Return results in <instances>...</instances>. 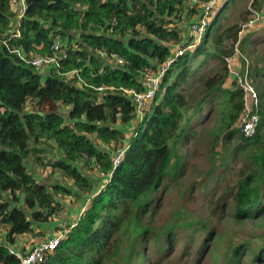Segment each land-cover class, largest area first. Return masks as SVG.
Wrapping results in <instances>:
<instances>
[{
  "label": "trees",
  "instance_id": "16d2710c",
  "mask_svg": "<svg viewBox=\"0 0 264 264\" xmlns=\"http://www.w3.org/2000/svg\"><path fill=\"white\" fill-rule=\"evenodd\" d=\"M27 4L17 36L10 27V0H0V264H21L9 245L19 243L23 235L38 234L37 227L62 209L60 195L91 200L42 264H157L181 241L182 254L173 264H191L212 249L219 240L213 234L223 233L212 223L198 221L194 227L173 220L153 225L162 199L157 195L184 170L175 157L174 142L190 139L186 125L201 114L218 113L216 132L210 133L214 147L220 138L237 137L244 155L234 184L232 180L225 189L214 184L220 194L212 200L210 218L227 212L231 201L238 221L264 217V93L257 130L247 137L240 125L245 89L231 78L227 65L238 41V50L245 53L252 50L247 46L264 42V28L240 36L250 11L229 22L225 4L218 5L202 41L190 49V26L205 10L192 0ZM57 38L75 44L62 72L77 70L90 86H79L77 76L41 73L13 52L17 48L27 57L49 55ZM179 48L185 52L177 56ZM112 54L123 63L108 60ZM169 58L174 59L172 66L151 109L127 136L135 107L132 97L119 88L143 91L142 75ZM254 71V76H264V52ZM100 86L116 89L99 93L94 87ZM62 105L71 106L67 115L60 112ZM126 145L121 164L97 189L80 162L108 174L117 149ZM31 156L42 167L50 166L51 174L58 172L73 183H51L49 177L36 175L27 162ZM182 226L194 227L185 240ZM221 264H264V238L260 243L232 244Z\"/></svg>",
  "mask_w": 264,
  "mask_h": 264
},
{
  "label": "rangeland",
  "instance_id": "374dc122",
  "mask_svg": "<svg viewBox=\"0 0 264 264\" xmlns=\"http://www.w3.org/2000/svg\"><path fill=\"white\" fill-rule=\"evenodd\" d=\"M233 1L221 0L219 4H225L224 10H228L229 22L240 20V15L247 10L251 12L249 21L256 17L260 18L253 25H246L244 27L240 35L241 38L246 34L254 33L264 28V0H259L258 4L254 3V0H237L236 3H233ZM236 44L235 47L241 50L240 41ZM246 48L252 50L247 53L235 51V54L229 57L231 67L238 68L240 78L243 81L245 80L246 71L253 70L252 79L258 92L262 94L264 93V76H254V70L256 63L262 58L264 42L262 44L247 46ZM244 61H246V64ZM249 81H246L245 85ZM230 82L232 80L227 83V86H230ZM152 104L153 101L148 104L144 116L151 109ZM209 109L210 107L206 106L205 110L208 111ZM60 112L63 115H67L69 108L66 105H62L60 106ZM192 112L193 110H190L188 113L191 115ZM217 117L218 113L214 114L213 117L211 114L206 117L204 114H201L195 117L191 121V124L186 125L189 130L185 132L191 134L190 139L178 138L174 142L175 157L179 165L182 164L184 166L183 173L173 180L166 191L157 195L159 197L162 196V199L158 206L157 220L153 221L154 226L173 220H177L179 223L187 221L189 224L207 221L223 230L222 235L213 234V238L219 239L216 245L204 252L201 257L192 260L191 264H221L232 244L237 243L239 240L260 243L264 238V217L254 221H238L234 215L233 201L230 202L227 212L221 211L214 219L210 218L213 213L212 200L217 199L220 194L219 189L213 188L214 184L217 183L221 189H225L226 185L231 184L232 180H234V184L244 159V155L237 148L239 143L237 137L232 140L220 138L216 147H214V136H210V133L216 132V127L219 123ZM141 120L139 121L138 118L133 120V123L127 129V136H131L134 128L142 122ZM44 146L48 148L47 145ZM28 159L27 162L31 167L30 169L36 175L42 178L49 177L51 183L63 181H66L68 184L73 183L72 180H64L58 172L51 174L52 168L50 166L42 167L40 163L35 162L32 156ZM80 164L83 172L94 180L97 189L104 186L107 180H104L105 176L98 172L97 167L92 166V164H86L85 161H81ZM211 186L215 189L214 191H211ZM59 198L63 202L62 209L47 223H44L43 226L37 227L38 234H28L19 237L18 242L20 244H25L29 247L47 239V237H51L52 233L56 235L59 232H65L68 226L71 227L79 219L90 203L85 197L75 198L69 195H60ZM196 226H199V224H196L194 227ZM194 227L182 226L180 228L183 231V240L186 238L185 235L192 232ZM212 243L214 244L215 242L212 241ZM183 247L184 243L182 241L173 245L172 251L161 257L157 264H173L181 256ZM155 257L158 258L159 256L155 255Z\"/></svg>",
  "mask_w": 264,
  "mask_h": 264
},
{
  "label": "built area",
  "instance_id": "2783aa9c",
  "mask_svg": "<svg viewBox=\"0 0 264 264\" xmlns=\"http://www.w3.org/2000/svg\"><path fill=\"white\" fill-rule=\"evenodd\" d=\"M193 1V0H192ZM194 0L192 3H196L200 7H204V14L195 20L190 26V34L193 38V44L189 45L188 48L192 49L196 44L200 43L207 31L208 24L211 20V15L214 13L216 7L220 4L221 0ZM201 3V4H200ZM196 5V6H197ZM10 6L13 11V18L10 22L11 32H14V35L19 36L20 32V22L26 14L28 9L27 0H10ZM255 19V20H254ZM244 25H253L260 18L256 17ZM115 23V21H114ZM75 44H69L57 38L52 45V53L49 55H35L27 57L20 49H13V52L17 53L24 61L30 64L33 68L40 71L41 73H58L60 75H65L68 78H73L74 76L78 77L79 86H90L85 79H83L77 70H71L67 72H62V67L64 62L69 57V50L71 46ZM236 51H239L236 49ZM185 52V49L179 48L176 51V55H182ZM101 56H107V53L100 51ZM108 60H115L117 63H123V60L118 58L115 54L109 56ZM172 58H169L165 63L161 64L157 70L146 71L142 75V82L144 85V90L139 91L136 88H124L120 87V91L127 93L132 97L134 103V113L136 118L139 121L143 118L145 110L150 102H152L158 92L162 88V81L167 74L168 70L173 63ZM227 65L233 79H237L240 87L245 89L244 97V109L242 112L240 125L242 127V132L248 137L255 134L257 130V124L260 119V109H261V97L258 92L252 76H250V71L247 70L245 74V80L243 81L240 78L239 71L237 67H231L230 58L227 60ZM251 78V80H250ZM250 80V81H249ZM247 84L245 85V82ZM99 93L104 91H115L114 86H100L94 87ZM143 121V119L141 120ZM133 133V131H132ZM127 134V132H126ZM132 135V134H131ZM129 136V135H128ZM128 149V145L121 146L117 149L116 154L113 157V169L108 173L104 174L99 172L101 175H106L107 178H111L113 175L114 169H116L122 162L123 157ZM90 201L91 198H88ZM75 225V223L73 224ZM71 225V227L73 226ZM59 232L56 235H53L50 238L37 242L35 245L27 247L26 245L16 243L15 245H9V250L12 254L16 255L21 264H42L46 262L50 255H52L61 241L65 238L67 232ZM3 243V237L0 236V245Z\"/></svg>",
  "mask_w": 264,
  "mask_h": 264
},
{
  "label": "crops",
  "instance_id": "0c3cea01",
  "mask_svg": "<svg viewBox=\"0 0 264 264\" xmlns=\"http://www.w3.org/2000/svg\"><path fill=\"white\" fill-rule=\"evenodd\" d=\"M69 109H70V107H68ZM37 231V230H36ZM54 232V231H53ZM57 233V232H56ZM53 234V233H52ZM26 235H28V234H26ZM25 245V244H24Z\"/></svg>",
  "mask_w": 264,
  "mask_h": 264
}]
</instances>
